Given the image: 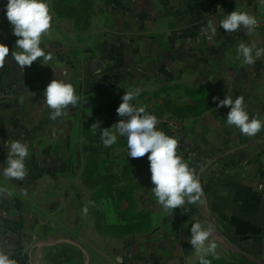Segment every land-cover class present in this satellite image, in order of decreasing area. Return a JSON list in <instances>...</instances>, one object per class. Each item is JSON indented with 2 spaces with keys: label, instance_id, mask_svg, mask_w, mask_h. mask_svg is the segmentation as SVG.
<instances>
[{
  "label": "crops",
  "instance_id": "crops-1",
  "mask_svg": "<svg viewBox=\"0 0 264 264\" xmlns=\"http://www.w3.org/2000/svg\"><path fill=\"white\" fill-rule=\"evenodd\" d=\"M217 1L114 0L109 8L113 12L109 49L91 59L98 62L101 74H116L118 59L111 54L113 50H123L124 46L120 69L128 70L132 63H126L125 58L144 53V41L149 42L138 64L141 77L133 79L137 72L130 70L122 76H128V90L139 89L147 96L161 92V107L168 104L175 108L156 116L157 128L179 140L177 152L196 175L212 162L201 177L207 205L201 197L200 202L186 203L173 213L160 211L169 238L161 234L156 238L146 234L129 236L119 245L90 244L92 252L89 247L76 249L53 240L48 231H43L48 223L24 214L0 197V246L11 252L17 264H197L199 257L190 244V229L196 222L212 228L210 239L218 244L219 258L215 259H248L264 264V143L257 142L264 139V128L254 137L245 136L226 124L230 108L217 107L226 96L235 99L242 95L249 117L258 116L264 121V57L248 66L243 64L242 56L238 58L237 51L241 42H255L258 48H264V27L255 28L251 34L243 28L228 34L219 27L234 10H252L264 18V3L222 0L224 11L206 20L203 4ZM146 19L152 21L151 25L146 22L148 29L138 28V21ZM209 20L217 27L212 39L202 33ZM124 21L129 26L119 28L124 27ZM200 105L204 109L197 112ZM187 107L190 114L182 116V108ZM243 145L246 147L228 154ZM41 242L48 245L39 249Z\"/></svg>",
  "mask_w": 264,
  "mask_h": 264
},
{
  "label": "rangeland",
  "instance_id": "rangeland-1",
  "mask_svg": "<svg viewBox=\"0 0 264 264\" xmlns=\"http://www.w3.org/2000/svg\"><path fill=\"white\" fill-rule=\"evenodd\" d=\"M113 1L47 0L52 26L42 37L41 47L53 54V60L43 65L40 58L22 70L11 56V52L19 49L15 48L18 37L6 18L8 0H0V43L10 49L0 68V186L12 192L11 196L0 197L24 214L48 223L43 231H48L50 238L76 249L102 242L119 245L129 236L143 234L148 238L159 234L170 237L167 225L161 220L163 209L154 201L147 155L138 159L129 157L126 137L118 136L111 147H105L101 140L100 130L122 119L116 110L107 108L130 91L126 83L128 76L122 74L130 70L137 72L133 79L141 77L138 64L144 50L149 49V42L144 41V53L139 51L125 58L126 63H132L128 70L120 69L124 46V51L121 47L113 50L118 72L101 74L98 62L91 59L109 49V27L113 21L109 8L113 7ZM212 15L204 17L207 20ZM146 20L138 21V28L148 29L147 24L151 25L152 21ZM126 26L129 23L124 21V27L119 25V28ZM152 69L156 70V66ZM53 79L71 83L80 97L78 105L70 106L68 115L56 121L50 120V109L43 95ZM141 94L145 96L131 101L134 106H145L155 116L171 113L168 105L161 107V92L147 96L140 91L138 96ZM175 100H179L177 95ZM186 109L182 108V116L190 114ZM95 123H99V129L91 128ZM11 140L29 146L25 161L28 175L24 180H7L3 176L8 155L5 143ZM97 145L103 148L94 155ZM85 205L89 209L86 216L82 213ZM206 258L219 263L226 261Z\"/></svg>",
  "mask_w": 264,
  "mask_h": 264
},
{
  "label": "clouds",
  "instance_id": "clouds-1",
  "mask_svg": "<svg viewBox=\"0 0 264 264\" xmlns=\"http://www.w3.org/2000/svg\"><path fill=\"white\" fill-rule=\"evenodd\" d=\"M264 3V0H261ZM6 18L13 26V34L18 37L15 48L19 51L11 52L17 65L24 70L25 66L43 58V65L53 60L52 53H46L41 47L42 37L47 35L52 26V12L47 0H8L6 4ZM256 17L243 11H232L220 21L228 34L238 32L241 28L251 34L256 28ZM203 35L212 39L217 34V27L209 20L206 27L202 28ZM238 58L243 57V64L252 66L256 59L264 57V48H258L256 43L251 45L241 42L237 46ZM254 53V55H253ZM10 54L7 45L0 43V68L5 64ZM140 90L126 91L122 97V103L116 109L118 116L122 117L110 128L100 130L101 140L105 147H111L117 142L118 136L127 138L128 156L134 159L147 155L150 162L151 182L154 185L152 192L158 205L165 212L176 208H182L187 204H196L201 201L202 185L194 169L177 152L179 140L158 130L159 120L154 114L149 113L145 106H134L133 101L139 95ZM44 100L50 109V120L68 115L70 106L76 107L80 97L71 83L64 80L53 79L44 90ZM214 100H219L214 97ZM217 107H229L226 124L239 129L241 134L254 137L262 128L264 121L258 116L249 117L246 111L244 97L233 99L226 96L219 100ZM93 129H99V123L92 125ZM8 150L7 166L3 168V176L7 180H24L28 173L25 161L29 157V146L20 140H11L5 143ZM27 195L26 192L22 193ZM0 195L11 196L12 192L6 186H0ZM91 203V202H89ZM88 206L82 208V213L88 214ZM190 244L199 257V264H211L207 259L209 255L219 258L218 244L213 237L211 227L205 228L196 222L191 226ZM0 264H17L11 258V252H6L0 246Z\"/></svg>",
  "mask_w": 264,
  "mask_h": 264
},
{
  "label": "trees",
  "instance_id": "trees-1",
  "mask_svg": "<svg viewBox=\"0 0 264 264\" xmlns=\"http://www.w3.org/2000/svg\"><path fill=\"white\" fill-rule=\"evenodd\" d=\"M185 92H186V94H188V95H190V94H192L193 95V92H191L190 90H185ZM195 92V91H194ZM196 94L197 93H194V97L195 98H197L196 97ZM142 96H145L144 94H141V96H136V98L133 100V101H135V100H137L139 97H142ZM122 98V97H121ZM120 98V99H121ZM122 103V100H116V101H113V102H111L110 104H109V106L107 107L108 109H110V111H115L118 107H119V105ZM165 105H168V104H165ZM169 106V105H168ZM175 108L173 107V106H169V110H171V111H173ZM196 109H198V110H201L202 109V106L200 105V106H198V108H196ZM189 110H190V108H188L187 107V109L185 110V111H187V112H189ZM103 148V146H96V147H94V150H93V153H94V155H96V154H98L99 152H100V150ZM31 180V179H30ZM208 259V258H207ZM210 261H211V264H256L255 262H253V261H251V260H248V259H245V260H242V261H237V260H235V261H231V262H227V261H224V262H221V263H219V262H213V260L212 259H209Z\"/></svg>",
  "mask_w": 264,
  "mask_h": 264
},
{
  "label": "built area",
  "instance_id": "built-area-1",
  "mask_svg": "<svg viewBox=\"0 0 264 264\" xmlns=\"http://www.w3.org/2000/svg\"><path fill=\"white\" fill-rule=\"evenodd\" d=\"M202 11L204 13V15L206 16H210L212 14H219L221 12L224 11V6H223V2H221L220 0L217 2H211V4H206L204 6H202ZM250 15H253L254 17H256L258 24L256 26V28L259 27H264V18L260 17L258 14H256L254 11H249L248 12Z\"/></svg>",
  "mask_w": 264,
  "mask_h": 264
},
{
  "label": "water",
  "instance_id": "water-1",
  "mask_svg": "<svg viewBox=\"0 0 264 264\" xmlns=\"http://www.w3.org/2000/svg\"><path fill=\"white\" fill-rule=\"evenodd\" d=\"M257 142H258V143H264V139H262V140L259 139ZM245 147H246V145L238 146V147H236V148H233L232 150H230V151L228 152V154L235 153V152H237L238 150H241V149H243V148H245ZM211 163H212V162H210V163H208L207 165H205L204 167H202V168L199 170L198 174H197V177H198V179L200 180L201 185H202V179H201L202 174H203V172L207 169V167H208ZM202 190H203V193H202V199H203L204 203L207 205L208 202H207V197H206V193H205V190H204V188H203V185H202ZM47 245H48L47 242H41V243L38 244V248L41 249L42 247H45V246H47Z\"/></svg>",
  "mask_w": 264,
  "mask_h": 264
}]
</instances>
